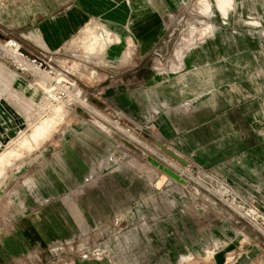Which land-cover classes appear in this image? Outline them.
<instances>
[{
    "label": "crops",
    "instance_id": "0c3cea01",
    "mask_svg": "<svg viewBox=\"0 0 264 264\" xmlns=\"http://www.w3.org/2000/svg\"><path fill=\"white\" fill-rule=\"evenodd\" d=\"M198 10L208 19L193 0H0V35L101 90L126 123L155 124L204 184L187 189L68 112L0 174V264L263 262L264 50L224 30L178 48L174 27ZM45 104L0 61V154Z\"/></svg>",
    "mask_w": 264,
    "mask_h": 264
},
{
    "label": "built area",
    "instance_id": "2783aa9c",
    "mask_svg": "<svg viewBox=\"0 0 264 264\" xmlns=\"http://www.w3.org/2000/svg\"><path fill=\"white\" fill-rule=\"evenodd\" d=\"M0 61L14 73L39 87L49 106L54 104L76 106V110L85 116L109 126L116 135L118 147L125 148L122 141H126L143 154L152 156L179 176L185 177L186 168H183L179 162L165 154L160 148L149 146V139L156 138L155 124L138 127L126 123L104 103L102 91L92 96L83 94L76 82L71 81L60 70L52 66L50 58H33L16 40L0 35Z\"/></svg>",
    "mask_w": 264,
    "mask_h": 264
},
{
    "label": "rangeland",
    "instance_id": "374dc122",
    "mask_svg": "<svg viewBox=\"0 0 264 264\" xmlns=\"http://www.w3.org/2000/svg\"><path fill=\"white\" fill-rule=\"evenodd\" d=\"M193 1L200 2V3H203V5L205 4L206 6H208V10H207L208 19H205L204 17H200V14L205 15V13H206L205 10H198L197 12H195V16L191 15V21L190 22H187V24H183V25L174 27L175 28V34L177 36L178 48L182 49L184 47L185 43H187V42L188 43L189 42L190 43H193V42L196 43V41L199 42L205 36H208V37L213 36V35H216V34H218L224 30V31H226L230 34H233V35L250 36V39L261 44V48L264 50V0H229L228 3H225L224 0H193ZM192 14H194V11H192ZM5 38H8V37H5ZM48 58H50L52 60V62H51L52 66H54L56 69L60 70V72L64 76H66L67 78H70L66 75L65 70L61 66H59L56 63V61L53 60V58L51 56H49ZM70 79H71V81L76 82V85L78 86L79 90L80 89L82 90L81 86L79 85V83L75 79H73V78H70ZM82 92H83V94H88V93L84 92L83 90H82ZM97 92H99V91H97ZM93 94H95V93H93ZM93 94H89V95L92 96ZM45 106L47 109L50 110V113H49L50 115H48V119L52 118V119H54V122L52 123V125H47L46 121L48 119H46L43 122H41L40 124H38L32 131L31 139L27 140V142L24 143L25 144L24 148H23L24 150H22V151L29 150L32 147V144H31L32 140L34 142H38L41 139V137L51 127L57 126L62 121V118L66 113H68V112L77 113V111H78L75 108L76 106L73 107V106H69L68 104H54L52 106L45 104ZM80 114H82V113H80ZM82 115H84V114H82ZM90 119H92V118H90ZM107 127L111 130V128L109 126H107ZM38 133L40 134V136L36 137L38 135ZM27 135H28V133H23L19 138H17V140L13 141L10 144V145H12V147L10 149H7V150H11L13 147L16 148V145L18 144V140L20 138H24L26 140ZM154 142L161 143L156 136V138H150L149 139V141H148L149 146L157 148V146L155 145ZM119 148H121V147H119ZM127 148L125 147L123 149H127ZM128 150L132 151L140 159L148 162L145 159V157H143L141 155L142 152H140L139 149L137 150L139 153L137 151H133L129 148H128ZM23 155H24V153H20V154L16 155L15 157L12 158V160L4 168L0 167V174L4 171V169L7 166H9L11 164L12 161H14L15 159H17ZM149 157L156 160L152 156H149ZM156 161H158V160H156ZM182 167L186 168L187 170L185 171L182 168V170L185 171L184 172L185 177L179 176L177 174L184 181H186L185 185H183V184H181V185L187 186L186 187L187 189H189L188 186L192 187V186H201V185L203 186L204 185L202 183V181L199 179L197 173L193 171L192 167H186L183 165H182ZM156 169H158V168H156ZM212 192H214V191H212ZM223 202L227 206H229L231 209H233L235 212H237V213L240 212V215L242 217L246 216L245 213L239 211L238 208H236V206H234L231 202L226 201V200H224ZM260 229H261L260 231L262 233V240L264 241V227L260 226ZM216 252H219V251H215V254H216ZM232 252L233 251H231V255H229V261H230L229 264H239V263H237V254H233ZM259 264H264V256H263V262H260Z\"/></svg>",
    "mask_w": 264,
    "mask_h": 264
},
{
    "label": "water",
    "instance_id": "95a60500",
    "mask_svg": "<svg viewBox=\"0 0 264 264\" xmlns=\"http://www.w3.org/2000/svg\"><path fill=\"white\" fill-rule=\"evenodd\" d=\"M80 112V111H79ZM81 113V112H80ZM123 144L128 147L129 149L133 150V151H137V149H135L132 145H130L129 143H127L126 141H122ZM155 145L160 148L162 151H164L166 154H168L169 156H171L172 158H174L175 160H177L180 164H182L183 166L186 167H191L190 163L187 162L185 159H183L182 157H180L179 155H177L176 153H174L172 150L168 149L167 147H165L164 145H162L161 143L158 142H154ZM138 152V151H137ZM139 153V152H138ZM141 155L143 157H145V159L152 164L154 167L158 168L160 171H162L165 175H167L168 177L172 178L173 180H175L176 182L185 185L186 181H184L181 177H179L176 173H174L173 171L169 170L168 168H166L165 166H163L161 163H159L158 161L152 159L151 157L144 155L141 153Z\"/></svg>",
    "mask_w": 264,
    "mask_h": 264
},
{
    "label": "bare ground",
    "instance_id": "6f19581e",
    "mask_svg": "<svg viewBox=\"0 0 264 264\" xmlns=\"http://www.w3.org/2000/svg\"><path fill=\"white\" fill-rule=\"evenodd\" d=\"M225 3H228L229 0H224ZM106 30V29H105ZM97 40V39H96ZM59 112V111H58ZM57 115V114H56ZM47 125H52V123L54 122V119H48L47 121ZM40 134L38 133V135L36 137H39ZM32 137L31 136H26V140L24 138H20L18 140V144L16 145V148L13 147L11 150L2 153L0 155V167L4 168L11 160L13 157H15L16 155L20 154L21 152H23L22 150H24V143L27 142V140H30Z\"/></svg>",
    "mask_w": 264,
    "mask_h": 264
}]
</instances>
